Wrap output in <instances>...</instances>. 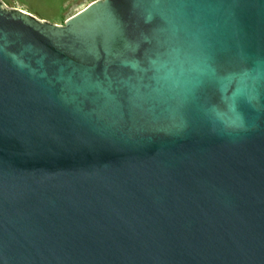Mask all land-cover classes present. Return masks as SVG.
I'll return each instance as SVG.
<instances>
[{
	"label": "water",
	"instance_id": "95a60500",
	"mask_svg": "<svg viewBox=\"0 0 264 264\" xmlns=\"http://www.w3.org/2000/svg\"><path fill=\"white\" fill-rule=\"evenodd\" d=\"M0 264H264V0L0 3Z\"/></svg>",
	"mask_w": 264,
	"mask_h": 264
},
{
	"label": "rangeland",
	"instance_id": "374dc122",
	"mask_svg": "<svg viewBox=\"0 0 264 264\" xmlns=\"http://www.w3.org/2000/svg\"><path fill=\"white\" fill-rule=\"evenodd\" d=\"M94 0H0L4 8L25 12L49 24L60 26Z\"/></svg>",
	"mask_w": 264,
	"mask_h": 264
}]
</instances>
